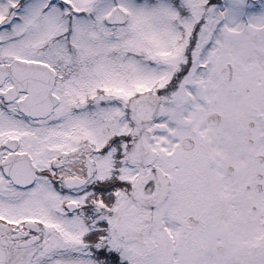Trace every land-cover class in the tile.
Wrapping results in <instances>:
<instances>
[{"label": "snow or ice", "instance_id": "obj_1", "mask_svg": "<svg viewBox=\"0 0 264 264\" xmlns=\"http://www.w3.org/2000/svg\"><path fill=\"white\" fill-rule=\"evenodd\" d=\"M0 264H264V0H0Z\"/></svg>", "mask_w": 264, "mask_h": 264}]
</instances>
